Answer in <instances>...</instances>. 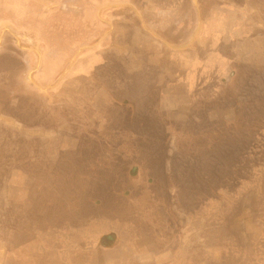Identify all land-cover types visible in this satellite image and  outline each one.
I'll return each instance as SVG.
<instances>
[{"label":"rangeland","instance_id":"1","mask_svg":"<svg viewBox=\"0 0 264 264\" xmlns=\"http://www.w3.org/2000/svg\"><path fill=\"white\" fill-rule=\"evenodd\" d=\"M139 3L0 0V264H90L110 244L100 240L102 234L120 227L130 238L137 231L164 246L171 228L166 213L173 211L149 200H165L177 192L173 186L180 192L185 140L197 135L212 134L222 151L232 150L233 157L220 158L236 170L228 177L232 182L260 180L261 28L252 30L249 23L231 29L230 15L224 17L207 29L217 61L195 57L182 71L166 57L151 60L133 47L135 30L145 34L151 23L158 37L173 40L166 28H157L156 18L129 22ZM246 39L248 55L262 67L257 71L248 62L234 86L225 87V69L239 68L235 51L245 46L237 41ZM251 133H258L252 147L223 140L224 134L245 140ZM203 138L193 140L200 152L193 151L190 164L208 172L218 155ZM127 191L141 199L137 221L109 202ZM206 208L213 211L210 204Z\"/></svg>","mask_w":264,"mask_h":264},{"label":"flooded vegetation","instance_id":"2","mask_svg":"<svg viewBox=\"0 0 264 264\" xmlns=\"http://www.w3.org/2000/svg\"><path fill=\"white\" fill-rule=\"evenodd\" d=\"M261 134L263 137L261 140L264 141V133ZM257 135L258 133L246 134L247 138L244 140L236 134H224L223 140H233L237 144L246 141V147H252L255 146L253 142L258 140L256 139ZM197 136L199 137L196 140L190 138L185 140L180 192L178 187L173 186L177 192L171 193V195L167 194L165 200L157 196H153L155 201L152 197L149 200V204L152 206L169 205L172 208V213H166V215L169 214L168 225L171 221V228L167 229L168 235L167 238L165 237L166 244L159 246L154 239L153 241L150 238L143 239L137 234V231L136 237L130 238L127 231L120 227V229L112 231V234H102L100 240L108 238L110 244L102 245L100 252L118 247L122 243H131L146 251V253L139 254L143 261L142 264H166V257L170 260L168 264H191L192 260L189 255L186 256L182 250L187 247L189 238L193 240L194 237H197L196 234H199V244L203 248H223L225 254L221 259L228 262L231 259L229 264H264V165L260 168V180L232 182L229 178L236 175V170L231 169L233 165L227 162L220 163L221 153H225V156L227 153L232 156V150L222 151L217 143L212 142V134ZM202 137H204L205 144L210 147L208 151L215 156L218 155L215 160L217 166L208 172L202 171L197 162L196 166L190 164L193 151L200 152V146L195 145L193 140L200 141ZM261 146L264 149V142ZM134 170L136 172L133 176L138 177L139 168L136 167ZM210 177L215 181L214 184L208 181ZM151 184L149 183V185ZM154 186L155 184L151 185V189L154 190ZM136 188L139 187L136 186ZM141 192L143 191L141 190ZM137 193L139 194V192ZM129 194L130 192L127 191L117 202H109L116 204V207L113 206L114 210L118 209L120 214L127 217L128 220L137 221L141 215L139 213L141 199L135 198V196L131 197ZM97 204L103 205L104 202H97ZM207 204L213 206V211L207 212ZM175 207L176 211L180 210L179 214L175 211ZM221 242L226 244L223 245ZM149 247H155L160 252L150 254ZM165 249H168L169 252ZM159 254L161 257L157 260ZM98 255L100 256V254ZM208 258L210 257L207 256ZM207 259L205 262L208 261ZM201 260H195L194 263L199 264ZM137 261L134 260V264H137Z\"/></svg>","mask_w":264,"mask_h":264},{"label":"crops","instance_id":"3","mask_svg":"<svg viewBox=\"0 0 264 264\" xmlns=\"http://www.w3.org/2000/svg\"><path fill=\"white\" fill-rule=\"evenodd\" d=\"M132 13L134 16L129 17L131 20L129 22L133 21L135 26H137L139 22L145 23L149 21L150 23H154L153 20L156 18L157 28H161V31L167 29V32L169 31L173 37V40H165L162 37H158L152 23L151 25L149 24L150 30L145 27L147 30L145 34H143L144 32H142L141 27H136L138 30H135V35H133L135 38L133 47L137 50L139 49V51L143 49L145 55L150 53L151 60L155 57H157V59L166 57L167 61L174 64L176 67L178 66L182 71L190 70V64H192L195 57L200 60L205 59L216 62L217 56L212 52V46L215 43L212 42V40H207V29L216 28L218 21L221 22L224 20V17L226 18L230 15V23L227 24V26L231 29L238 28V30H243L248 27L249 23H251L252 30L254 27L261 28V65L264 66V0H140L139 5L134 6V11ZM238 13L240 15H238ZM148 14L150 15L148 17L149 19L146 17ZM254 15H256L258 21L253 20L255 19ZM119 19L121 20V17H119ZM254 22H256V25ZM142 38L144 40L138 43L137 39L141 40ZM154 38L156 42H154ZM147 41H149L148 45H146L148 43ZM152 43H157L158 46L154 48ZM248 43H250L248 39L240 42L237 41V47L239 45L245 46L235 51V61L239 68L234 70L233 66H228L229 68L225 69L226 72H230V78L226 83H222L225 87H229V85L234 86L238 78L242 76V74L244 75L242 66L246 65L248 62L255 64L256 70L260 71V67L262 66L255 63L253 60L255 58L248 55L250 50L247 48ZM164 47H168V49ZM164 49L167 51L166 54L161 53ZM127 52L130 53L129 51ZM144 54L141 53L139 56L134 54V58H139ZM184 67L186 69H184ZM220 77H224L223 74H220L219 78ZM177 85L182 87L185 86V84L180 81L177 82ZM178 106L174 105V107L171 108L176 109ZM217 120H222V118L219 117ZM235 120L237 119L230 120V122ZM196 235L197 237H194L193 240L189 238L187 247L182 250L186 256L189 255V258L192 260L191 264H195V260L199 261L200 259L202 260L199 264L231 263V259L230 262L221 259L225 254L223 248H203L199 244V234ZM165 251L169 252L168 249H165ZM148 252H150V254H157L160 251L155 247H149ZM141 253H146V251L137 248L134 244L122 243L118 245V247L103 250V252L98 253L100 254V258L96 262L90 264H134V260H138L136 262L137 264H142L143 261L141 260V256H139ZM159 255L157 260L161 257V254ZM207 256L210 258L207 259ZM155 257H157V255H155ZM206 259L208 260L207 262H205ZM165 261L166 264L170 263L167 257Z\"/></svg>","mask_w":264,"mask_h":264}]
</instances>
